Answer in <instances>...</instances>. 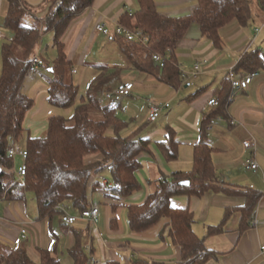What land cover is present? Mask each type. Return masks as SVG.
<instances>
[{"label":"trees","instance_id":"16d2710c","mask_svg":"<svg viewBox=\"0 0 264 264\" xmlns=\"http://www.w3.org/2000/svg\"><path fill=\"white\" fill-rule=\"evenodd\" d=\"M53 1L46 21L27 25L30 11L28 5L22 0H5L9 10L4 27L12 33V37L2 47L0 200L27 202V196L33 194L39 220H53L61 216V208L74 213L91 208L92 193L103 191L116 212L121 207V200L142 189L138 178L142 168L140 157L151 153V141L140 136L143 131L141 127L129 132L130 123L118 116L120 107L112 108L103 104L102 96L108 91L109 75L97 78L86 95L80 94L79 85L66 80L65 69L71 67L72 70L73 65L65 54V35L96 0ZM137 1L138 11L125 15L121 24L148 35L152 52L124 37L113 38L134 69L154 76L175 90L184 86L175 56L171 54L165 67L161 68L154 62L153 53L167 55L169 50L173 53L192 25H198L202 35L222 49V30L235 21L247 27L254 17L251 0H198V8L193 15L179 19L161 15L154 0ZM259 7L264 13V0H259ZM48 32L55 34L54 45L57 50V59L51 66L57 77L49 83V103L58 108L74 110V117L70 120L62 116L52 117L44 137H30L27 140V174L24 182H18L8 150L13 142L20 141L26 131L25 121L34 101L24 93V88L33 66V56L42 43L43 35ZM102 69L107 70V67ZM235 72L240 78L252 73H264V50L256 49L246 54L236 66ZM231 95L232 84L227 77L220 92L219 106L203 120L201 139L194 147L193 170L190 173H174L155 181L154 190L143 204L127 208V221L135 233H144L162 221H168L161 237L168 232L174 245L180 249L181 261L176 264H208L219 255L208 249L207 238H200L195 233V214L189 208H174L173 198H202L210 192L245 197L247 203L242 209L241 232L247 228L248 220L261 198L260 194L252 190L241 192L223 188L218 182L207 129L215 119L225 116ZM168 131L166 141L160 143L159 147L168 161H175L179 156L180 143L176 140L175 132L172 129ZM94 157H99V160L88 163V159ZM106 170L110 172L112 185L94 182ZM182 182H189L190 185L182 186ZM233 211L227 210L223 223L209 228L208 236L224 233ZM116 222L114 219L113 227ZM39 252L40 258L37 261L26 249L6 247L0 253V264H61L57 255L47 250ZM69 254L73 264H86L89 255L81 236ZM131 264L162 263L134 259Z\"/></svg>","mask_w":264,"mask_h":264},{"label":"crops","instance_id":"0c3cea01","mask_svg":"<svg viewBox=\"0 0 264 264\" xmlns=\"http://www.w3.org/2000/svg\"><path fill=\"white\" fill-rule=\"evenodd\" d=\"M22 1L35 9L46 5V0H33V3L32 0ZM154 1L161 15L176 19L193 15L198 8V0ZM138 9L137 0H96L83 16L71 25L65 35L64 45L67 59L73 65L72 74H78L76 66L91 67L92 75L91 79H88V89L103 75L110 76L108 91H112L123 82L135 84L131 96L117 100L120 102L129 99L141 103L140 110L144 122L136 129H130L129 132L141 127L143 131L140 136L151 141V153L140 157L142 168L138 172V178L142 189L133 196L121 200V207L116 212L112 209L111 202L106 199L105 192L92 193V195L95 193L100 195L103 201L101 207L91 201L92 205L100 209L96 226L85 219H80L73 226L64 225L61 221L58 224L55 219L39 220V212L38 219L32 217L27 202L0 200V253L4 248L9 247L26 249L32 257H36V253L38 259L39 250H47L57 255L58 247L56 246L54 252H51L46 244V238L52 235L51 241L53 239L58 241L57 230L61 227L68 234L71 233L68 229H72L76 241L81 236L83 245H92L94 254H99L98 264L111 262L131 264L134 259L162 264H176L181 261L180 249L174 245L168 232L163 238L161 237V233L167 227V220L144 233H135L131 231L127 221V208L131 205L143 204L154 190L155 181L170 177L174 173H190L193 170L194 147L201 139L203 120L215 109L209 105V101L214 98L219 101L230 68H236L246 54L256 49L264 50V13L262 12L258 19L252 22L253 25L251 23L252 26L243 27L235 21L225 27L221 33L222 49L205 38L198 25H192L175 51L170 53V57L171 54L175 56L181 72L191 74L196 70L197 65L201 68L197 78L190 77L182 88L175 90L159 82L154 76L134 69L112 36L96 32L95 27L98 23H104L114 29L117 24H121L125 15L135 14ZM8 10L7 3L0 0V77L3 68L2 47L7 42H4L7 34H11L4 27ZM36 18L43 19L40 16ZM50 34L52 32L45 33L42 41ZM113 41L128 62L121 65L97 63L100 61H95V64L90 63L91 58L96 57L93 51L98 44L111 45ZM41 45L37 52L42 56ZM103 67H107V70H103ZM74 70L76 73L73 72ZM152 102L171 105L156 123L149 122ZM105 106L121 107L120 103L118 106L107 104ZM263 108L264 73L260 72L246 90L235 93L234 97L228 100L225 116L213 121L209 135L213 147L212 160L221 186L241 192L252 190L261 195L255 211L248 220L247 228L241 232L242 209L247 203L245 197L210 192L202 198L180 196L172 200L174 208H189L195 214V233L200 238H207L208 249L218 253L219 257L208 264H264ZM169 129L175 132L176 140L180 143L179 156L175 161H168L159 147L160 143L166 141ZM247 141L254 144L249 151L244 147ZM252 156H255L260 166L258 171H250L245 167V161ZM97 160L99 157H94L88 159V163ZM104 172L110 174L109 170ZM101 176L102 173L100 178ZM100 178H95V181H100ZM101 183L112 185L107 179ZM227 210L234 211L225 225V232L208 236L209 228L223 223ZM254 218L257 221L255 225L251 223ZM114 219L117 222L113 227ZM29 222H33L35 227L32 228V236L29 235L24 239L21 230ZM74 236L71 240L69 238L70 250L75 243Z\"/></svg>","mask_w":264,"mask_h":264},{"label":"rangeland","instance_id":"374dc122","mask_svg":"<svg viewBox=\"0 0 264 264\" xmlns=\"http://www.w3.org/2000/svg\"><path fill=\"white\" fill-rule=\"evenodd\" d=\"M30 1V0H26ZM53 0L49 1L46 0L45 6H42L39 9L32 8L30 5H28L30 11L28 12L29 18L26 21V24H32L33 22L36 23H41L43 21H46L48 18V14H50V9L53 6ZM252 6H253V12H254V17L253 21L255 19H258L259 15L262 13V9L259 7V0H251ZM33 3V0H32ZM35 3V2H34ZM36 16L43 17V19H38ZM31 22V23H30ZM253 25V23H252ZM251 25V26H252ZM10 32V31H9ZM7 38L4 40L8 41L11 38L12 33L7 34ZM42 57L46 60V64L48 66H45L40 70L38 74L32 75L30 74L27 78L25 88H24V93L30 97L34 101V106L33 108L29 111L26 121H25V129L26 131L20 138V141L18 142V145L24 149L26 148L27 140L30 137H44L46 135V128L48 125V121L50 118L55 117V116H62L68 120L72 119L74 117V110L72 109H62L55 107L49 103V83L52 80H55L57 77V73L51 72L49 68L54 65L55 60L57 59V50L54 45V34H50L49 36H46L45 39L42 41ZM93 54L96 57L91 58L90 63H94L95 61H100L97 63H101L102 65L105 64H113V65H121L123 63L128 62L126 57L119 51L116 43L113 41L111 45H101L98 44L97 47L94 49ZM108 62V63H106ZM76 69L78 70V74H72L71 67H68L65 69V76L67 81H73L75 84L80 85V94L86 95L89 87V80L91 79L92 75V69L91 67H85V66H76ZM120 103L121 107L118 109V116L124 120L127 121L128 123L131 124V129L132 128H137L141 126L144 122V117L141 113L140 110V104L139 102L135 101L133 102L132 100L129 99H123L122 101H118L117 99H104L103 104L107 105H115L118 106ZM139 105V106H138ZM136 118L134 121L132 119ZM24 163V161L21 158H18L15 161L16 167L21 166ZM100 178V174L98 175ZM100 182L103 180L107 179L109 183L112 182L111 176L109 173L103 172L102 176L100 178ZM96 182V181H95ZM91 200L94 201L95 205H99L100 207L103 206V201L100 195L98 194H93L91 196ZM27 205L29 207V211L31 212L32 217L38 219V206L35 201V197L33 194H29L27 196ZM56 222L58 223L61 221V216H56L54 218ZM49 220V219H48ZM55 222V221H54ZM59 224V223H58ZM71 230V233L68 234L66 231H63L62 228H58V236L59 240L55 241L53 239L51 241V237L53 238L52 235H48V238H46V244L49 246V250L51 252H54V248L57 246L58 248V254L57 257L60 259L61 264H73V259L69 255L70 249L69 247V238L71 240V237H73V230ZM61 232V233H60ZM75 238V243L73 244V249L76 246V237ZM89 246V245H88ZM86 248L87 246L84 245ZM96 247V246H95ZM97 249V247H96ZM4 251V249H3ZM28 251V250H27ZM29 252V251H28ZM30 254V253H29ZM35 256H31L35 260H39L37 258V254L35 253ZM99 254H94V257L96 259V264L99 262ZM102 264V263H100Z\"/></svg>","mask_w":264,"mask_h":264},{"label":"built area","instance_id":"2783aa9c","mask_svg":"<svg viewBox=\"0 0 264 264\" xmlns=\"http://www.w3.org/2000/svg\"><path fill=\"white\" fill-rule=\"evenodd\" d=\"M5 1V0H1ZM96 32L103 34L105 36H119V37H124L128 41L138 43L145 47L147 50L152 52V44L150 41V37L146 35L144 32L141 30H133L125 25L122 24H117L114 29L108 27L104 23H98L95 27ZM260 30L258 29L257 32ZM170 53L171 50L168 51L167 55H163L160 53H153L152 57L153 60L156 64H158L161 68H164L166 63L170 59ZM46 66L45 61L41 57V55L37 52L33 56V66L30 69V73L32 75L38 74L42 68ZM201 68L200 65L196 66V70L189 74L184 71H182L183 75V80L184 84L189 80V78H197L199 75V69ZM76 73V71H73ZM258 73H252L248 74L243 78H240L237 76L235 72V68H230L228 71V79L231 81L232 84V95L230 97V100L234 97L235 93L246 90L255 80V78L258 76ZM135 84L133 82H123L116 86L115 89L112 91H108L104 93L102 96L103 99H121V98H126L131 96L133 90H134ZM209 105L213 108H216L219 106V101L214 98L209 101ZM171 107L169 103H164V102H152L150 105L149 109V122L150 123H156L162 116V114L168 110ZM263 117H264V108H263ZM208 134H211L212 131V126H210L208 129ZM254 146L252 142H245L244 147L247 149V151L251 150V148ZM8 157L13 160V171L16 175V179L18 182H24V179L27 174V165H26V160L28 158V151L27 148L22 149L19 145L18 142H13L11 147L8 150ZM21 158L24 163L16 167L15 161ZM245 167L250 170V171H258L260 169V166L258 162L255 159V156L250 157L245 161ZM96 178H99L98 176ZM62 214H61V222L64 225L67 226H73L80 219H85L88 222H90L93 226H96L99 221V215H100V209L98 206L92 205L91 208L84 210V211H77L76 214H71L70 211L67 209H62ZM251 223L255 225L257 223L256 219H252ZM35 224L33 222H29L28 224H25L24 227L21 230L22 237L26 239L27 237L32 236V228L35 227ZM87 253L89 255L88 260L86 264H96V259L94 257L93 253V247L92 245H89L86 247Z\"/></svg>","mask_w":264,"mask_h":264},{"label":"water","instance_id":"95a60500","mask_svg":"<svg viewBox=\"0 0 264 264\" xmlns=\"http://www.w3.org/2000/svg\"><path fill=\"white\" fill-rule=\"evenodd\" d=\"M50 71L53 72V69L51 68ZM181 185L188 187L190 185V183L189 182H182Z\"/></svg>","mask_w":264,"mask_h":264}]
</instances>
